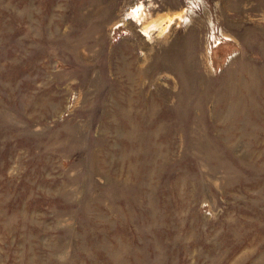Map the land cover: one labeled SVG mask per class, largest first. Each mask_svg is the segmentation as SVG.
Segmentation results:
<instances>
[{"label": "rangeland", "instance_id": "obj_1", "mask_svg": "<svg viewBox=\"0 0 264 264\" xmlns=\"http://www.w3.org/2000/svg\"><path fill=\"white\" fill-rule=\"evenodd\" d=\"M0 264H264V0H0Z\"/></svg>", "mask_w": 264, "mask_h": 264}, {"label": "bare ground", "instance_id": "obj_2", "mask_svg": "<svg viewBox=\"0 0 264 264\" xmlns=\"http://www.w3.org/2000/svg\"><path fill=\"white\" fill-rule=\"evenodd\" d=\"M140 13H139V11L138 10H136L135 12H134V15L135 16H138ZM140 16V15H139ZM179 16H181V14L179 15ZM172 17V16H171ZM170 16L167 18V17H165L164 16V18H166L167 19V24H166V26L169 24V22H171L172 21V18H171ZM163 18V17H162ZM160 20V18H158V20L157 21H159ZM160 22V21H159ZM159 22H153L152 24H151V26H155L157 23H159Z\"/></svg>", "mask_w": 264, "mask_h": 264}]
</instances>
